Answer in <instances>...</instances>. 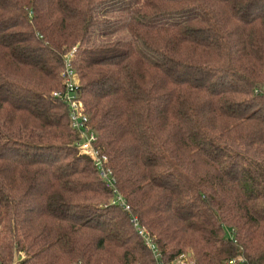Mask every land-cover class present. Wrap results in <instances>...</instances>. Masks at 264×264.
<instances>
[{
    "label": "trees",
    "instance_id": "obj_1",
    "mask_svg": "<svg viewBox=\"0 0 264 264\" xmlns=\"http://www.w3.org/2000/svg\"><path fill=\"white\" fill-rule=\"evenodd\" d=\"M73 49L129 211L53 95ZM132 217L165 264H264V0H0V264H154Z\"/></svg>",
    "mask_w": 264,
    "mask_h": 264
},
{
    "label": "built area",
    "instance_id": "obj_2",
    "mask_svg": "<svg viewBox=\"0 0 264 264\" xmlns=\"http://www.w3.org/2000/svg\"><path fill=\"white\" fill-rule=\"evenodd\" d=\"M73 55L74 49L65 56L63 61V70L60 73L63 91L61 93H54L53 95L60 97L66 106L69 126L71 130L75 131L79 135L76 148L80 154L91 159L92 164L97 171L99 178L103 180L105 187L112 190L114 199L111 204L120 207L124 211H129V206L126 205L124 198L114 189V178L110 169L107 167V158L98 153L97 149L94 147L97 142V137L88 125L87 116L84 113L83 103L79 98V82L72 66ZM131 224L139 237L142 239L146 248L151 253L154 264H165L161 258L158 248L153 242L152 237L145 230V228L139 224L136 217L131 218ZM171 264L192 263L185 255H181ZM227 264H234V261H229Z\"/></svg>",
    "mask_w": 264,
    "mask_h": 264
},
{
    "label": "rangeland",
    "instance_id": "obj_3",
    "mask_svg": "<svg viewBox=\"0 0 264 264\" xmlns=\"http://www.w3.org/2000/svg\"><path fill=\"white\" fill-rule=\"evenodd\" d=\"M125 2H117L116 5L119 7L121 5H125ZM104 14V13H103ZM106 19L111 21L117 20V21H124L127 20V15L125 14H121V12L116 13L114 10L111 12V14H107ZM121 22H118V24H120ZM95 35L98 36V38H102L101 36V31L96 30L95 31ZM116 38H126L127 39V32L125 29H121V27L118 28V31L112 35H110V37L108 38L109 40H114ZM100 40V39H98ZM134 48L136 49V51L138 53H140L147 61L151 62V63H159L162 61V58L155 55L154 53H152L151 51L147 50L146 48H144V46L140 43V42H134L133 43ZM78 79V78H77ZM189 257V256H187ZM192 262V260H191ZM192 264H194L192 262Z\"/></svg>",
    "mask_w": 264,
    "mask_h": 264
}]
</instances>
